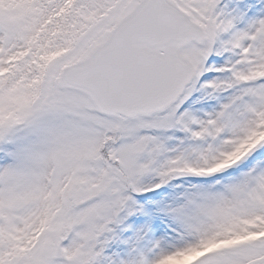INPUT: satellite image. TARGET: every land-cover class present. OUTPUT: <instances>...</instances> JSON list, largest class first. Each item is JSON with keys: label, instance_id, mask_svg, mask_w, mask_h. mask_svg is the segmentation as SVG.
Returning a JSON list of instances; mask_svg holds the SVG:
<instances>
[{"label": "snow or ice", "instance_id": "6c2138e0", "mask_svg": "<svg viewBox=\"0 0 264 264\" xmlns=\"http://www.w3.org/2000/svg\"><path fill=\"white\" fill-rule=\"evenodd\" d=\"M0 264H264V0H0Z\"/></svg>", "mask_w": 264, "mask_h": 264}]
</instances>
